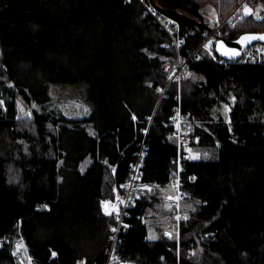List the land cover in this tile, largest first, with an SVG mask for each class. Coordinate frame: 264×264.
<instances>
[{
    "label": "trees",
    "instance_id": "obj_1",
    "mask_svg": "<svg viewBox=\"0 0 264 264\" xmlns=\"http://www.w3.org/2000/svg\"><path fill=\"white\" fill-rule=\"evenodd\" d=\"M151 1L178 22L186 51L213 27L200 13L206 3L222 20L240 0ZM249 31L264 21L248 16L222 36ZM174 58L168 34L135 0H0V264H19L17 236L35 264H103L114 218L101 200L143 138L144 180L166 185L176 107L211 151L186 161L195 175L186 199L198 205L185 209L178 241L146 240L136 200L123 259L169 264L178 243L181 264H264V62L203 53L188 66L203 80L186 76L161 95ZM220 102L231 106L228 120L214 111Z\"/></svg>",
    "mask_w": 264,
    "mask_h": 264
},
{
    "label": "built area",
    "instance_id": "obj_2",
    "mask_svg": "<svg viewBox=\"0 0 264 264\" xmlns=\"http://www.w3.org/2000/svg\"><path fill=\"white\" fill-rule=\"evenodd\" d=\"M142 5L143 13L151 15L155 21L165 30L170 37L171 45L175 51V58L168 70L167 82L160 87L163 95L167 87L176 83L187 76L189 63L201 55L207 54L218 63H261L264 62V42L256 41L245 46L238 59L227 60L219 57L216 53V44L222 37V28L228 25L235 27L239 22L248 16L258 21H264V0H240L222 20L215 21L212 28H204L201 33L199 44L183 51L185 45L184 35L180 31L178 22L160 10L151 0H135ZM249 9V10H247ZM174 129L167 134L168 138L174 140L176 154L171 159L173 165L172 173L166 185L173 192L172 218L173 233L178 238L180 232V222L187 217L184 207V200L189 195L188 186L195 180L193 173L186 171V161L189 158L186 147L194 141L191 122L185 114L176 108L174 117ZM147 144L145 138L141 141L139 149L135 152V159L129 164L126 178L113 188V196L101 201L102 207L113 212L114 224L110 228V244L107 256L103 264H123L121 255V244L123 243V231L130 228L134 223L130 220L132 210L136 200L141 193L150 191L152 184L144 180V158L146 155ZM135 220L144 223V213L142 211L135 214ZM29 260L35 263L34 258L29 255ZM77 264H86L78 262ZM169 264H181L180 258Z\"/></svg>",
    "mask_w": 264,
    "mask_h": 264
},
{
    "label": "crops",
    "instance_id": "obj_3",
    "mask_svg": "<svg viewBox=\"0 0 264 264\" xmlns=\"http://www.w3.org/2000/svg\"><path fill=\"white\" fill-rule=\"evenodd\" d=\"M205 5H207V4H205ZM214 10H215V8H214ZM200 13H201V10H200ZM201 16H202V14H201ZM215 21H214V24H215ZM212 26H214V25H212ZM187 76H191L195 80H199V81L203 80V76L201 74L196 73V72H191L189 70H188ZM231 101H233V99ZM224 104L226 106H228V105L230 106V104H228V103L220 102L219 104H216L215 107H214L215 113L218 112L222 117L224 116L223 118H225L226 115L223 114L222 112H219V111H220V108L222 109V105H224ZM176 108H175V113H176ZM228 115H229V113H228ZM226 120H228V118ZM194 127H195V124H192L191 128L193 129ZM194 138H195L194 141H193L194 143H191V144L188 145L189 148H191L190 147L191 145H192V147H194V149L191 152L192 154L189 153V156H188L189 159H202V158H205V157L199 156L200 154H199L198 151L201 148H203L204 150H208L209 152H211L210 149L208 147H205V146L200 147V146L196 145L195 141L197 140V137L195 136V134H194ZM169 139H170L171 142H174V140H172L171 138H169ZM187 147H186V151H187ZM196 147H197V149H195ZM188 152H189V150H188ZM190 154H191V156H190ZM206 158H208V157H206ZM168 167H169V170L172 171V169H173L172 163L168 164ZM112 170L114 172L115 167H112ZM149 183L152 184V189L150 191H146V192L141 193L140 196L137 199V200L140 199V200H142L144 202V206L142 207V212L144 213V219H145V221L143 223L145 228H146L145 239L146 240H157V239L161 238L163 235L175 236V234L172 231L173 230V218H172L173 192H172V190H170V188L167 187V185H160V184H157V183H155L153 181H150ZM162 191L165 192V195H166V198H165L164 201L166 202L167 207H165V208H168V210H165V211L157 209V207L155 208V206L159 205L157 202L160 200V198H159L160 195L159 194ZM106 198H110V197H105L104 199H106ZM104 199H102V200H104ZM100 205H101V208L107 214H110V215L113 216V212L111 210H107V209L103 208L101 203H100ZM184 207H185V200H184ZM151 209L153 210V213L150 212ZM185 209H186V207H185ZM176 239L178 241L179 237L178 238L176 237ZM29 255H30V253H29ZM51 256L52 257H56L57 256L56 251L52 250ZM177 257L179 258V245H178V243H177V256H176V258ZM82 261L87 263L85 257H82L81 259H76L75 262L77 263V262H82ZM123 264H132V263H130V262L126 261L125 259H123Z\"/></svg>",
    "mask_w": 264,
    "mask_h": 264
},
{
    "label": "rangeland",
    "instance_id": "obj_4",
    "mask_svg": "<svg viewBox=\"0 0 264 264\" xmlns=\"http://www.w3.org/2000/svg\"><path fill=\"white\" fill-rule=\"evenodd\" d=\"M206 4L207 5H204L202 7V9H201V14H202V17L204 18L203 21L205 23L207 22V24H209V25H214V21L215 20L216 21L220 20L217 17L218 16L217 10L216 9L214 10V8H213L214 6L213 5H210L209 3H206ZM247 10H249V9H247ZM4 108H5V106H4V103H3V99L0 97V109L4 110ZM230 108H231V106H229V105L226 106L224 104V105H222V109L220 108L219 112H222L223 114H225L226 115L225 118L227 119L228 118V113L230 111ZM190 147L191 148H189V146L187 147V155L188 156H189V153H191L192 150L194 149V147H192V145ZM195 149H197V147ZM188 150H189V152H188ZM198 152L200 154L199 156H202V157H205V158L209 157L210 154H211V152H209L208 150H204L203 148H201ZM191 154H190V156H191ZM159 195H160L159 196L160 200L157 202L159 205H157V206L154 205L155 208L157 207V209L164 210V211L168 210V208H165V207H167V204L164 201L165 198H166L165 192L162 191ZM197 205H198L197 200L192 199V198L185 199L186 210L187 209H188V211L192 210V209L196 208ZM42 207L46 208L47 205H43ZM150 212L153 213V210L151 209ZM11 250L14 253L15 260H16L17 263H19V264H35V263H33V261L29 260V258H28L29 257V253L27 251V247H26L23 239L20 236H17L15 238H13Z\"/></svg>",
    "mask_w": 264,
    "mask_h": 264
},
{
    "label": "water",
    "instance_id": "obj_5",
    "mask_svg": "<svg viewBox=\"0 0 264 264\" xmlns=\"http://www.w3.org/2000/svg\"><path fill=\"white\" fill-rule=\"evenodd\" d=\"M256 41L264 42V31L243 32L234 39L220 37L216 44V53L227 60L238 59L245 46Z\"/></svg>",
    "mask_w": 264,
    "mask_h": 264
}]
</instances>
